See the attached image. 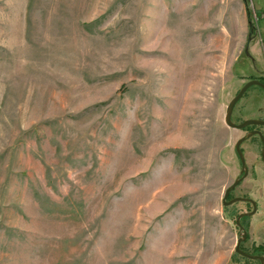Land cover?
<instances>
[{
	"label": "rangeland",
	"instance_id": "rangeland-1",
	"mask_svg": "<svg viewBox=\"0 0 264 264\" xmlns=\"http://www.w3.org/2000/svg\"><path fill=\"white\" fill-rule=\"evenodd\" d=\"M247 35L243 0H0V264H234ZM255 116L251 89L233 120ZM241 147L230 197L264 244L262 143Z\"/></svg>",
	"mask_w": 264,
	"mask_h": 264
},
{
	"label": "flooded vegetation",
	"instance_id": "flooded-vegetation-1",
	"mask_svg": "<svg viewBox=\"0 0 264 264\" xmlns=\"http://www.w3.org/2000/svg\"><path fill=\"white\" fill-rule=\"evenodd\" d=\"M243 3H244V9H245V14H246L247 23H248V35H247V41H246V43L244 45L242 54H243V57L248 60V62H249L248 64L252 67L253 70H255L257 72V74H250L248 76V78L245 79V81L241 84L239 89L236 91V94L240 91V89L247 82H249L251 80H257V81H259V82L264 84V58L262 59L263 62H260V59L259 58L257 59V57H255L249 51V46H250L251 42L253 41V39L256 36V34H258V30H257L258 29V17H257L256 14H254V10L256 8V5L254 4L253 0H243ZM262 44H263V49H264V38L262 40ZM249 65H247V66H249ZM251 89H257L259 92L264 93V88L262 86H260L258 84L251 85L244 92L242 97L236 102V104H235V106L233 108V112H232V115H231V118H232L233 122H234L233 119H236L235 110H236L237 104L240 102L241 99H243V97L246 95V93H248ZM248 119L264 120V118H262L261 116H257V117L255 116V117L239 119L238 123H236V122H234V123L240 124V123H243L245 120H248ZM262 127H264V124H250V125H247L246 127L242 128V129H246L247 130V134L251 133L253 131L259 130L264 136V132L261 130ZM236 129H238V128H236ZM253 136H257L260 139L261 143H262V149H261V154L260 155H261V159H262V162H263L262 151H263L264 143H263L261 137L258 134H253L249 138H251ZM249 138H247V139H249ZM246 140H244V141H246ZM243 142L241 143V146H242ZM241 149H242V147H241ZM242 151H243V149H242ZM238 157H239V155H238ZM240 162H241V160H240ZM241 168H242V165H241ZM248 171H249V168H248ZM243 180H241L237 186H239L243 182ZM237 186H235L230 191L228 197L226 198L227 201L231 200L234 197H237V196L230 197L231 192ZM242 197H247V198L253 199L252 197H249V196H242ZM253 200L256 202V211L254 213H252V214H249V215H243L240 218V223H241V225L243 227V230H241V228L237 224V219H238V217H239V215L241 213L239 215H237L236 220H235L236 226L238 227V230H239V235H238L237 242H236V245H235V248H234V252H233V255H232V257L235 259L234 260V264H264V244L257 243L256 239H252L251 234H250L249 229H248V225H247V219L251 218L252 216H254V214H256L257 210H258L257 201L255 199H253ZM238 202H244V203H247V204L251 205V210L250 211L242 212V213H250V212L253 211L254 207H253V204L251 202H248V201H238ZM238 202H235V203H238ZM235 203H233V204H235ZM233 204L224 205V206L225 207H229V206H231ZM243 233H245L244 236H243ZM237 248H239V251L237 250Z\"/></svg>",
	"mask_w": 264,
	"mask_h": 264
},
{
	"label": "water",
	"instance_id": "water-1",
	"mask_svg": "<svg viewBox=\"0 0 264 264\" xmlns=\"http://www.w3.org/2000/svg\"><path fill=\"white\" fill-rule=\"evenodd\" d=\"M253 84H258L260 86H262L264 88V84L257 81V80H251L249 82H247L241 89L240 91L231 99V101L229 102V104L227 105V109H226V115H225V122L227 125H229L230 127H233V128H238V129H242L244 127H246L247 125H250V124H264V120H258V119H248V120H245L243 123H240V124H236L232 121V118H231V115H232V112H233V108L236 104V102L242 97V95L244 94V92ZM253 134H258L263 143H264V136L263 134L259 131V130H256V131H253L251 133H248L246 136L240 138L237 143H236V151L239 155V158L241 160V165H242V168H241V176L238 177L234 183L232 185H230L226 191H225V195H224V199H223V204L224 205H230V204H233L235 202H238V201H248V202H251L253 204V211L250 212V213H241L237 219V224L239 225V227L241 228V230H243V227L240 223V218L243 216V215H249V214H252L256 211V202L251 199V198H247V197H242V196H237V197H234L232 198L231 200L227 201L226 198L228 197L230 191L239 184V182L241 180H243L244 178L247 177L249 171H248V166H247V163H246V159H245V156H244V153L241 149V143L246 140L247 138H249L250 136H252ZM262 158H263V162H264V147H263V151H262ZM245 233H243V236H244ZM237 250L239 251V248H237Z\"/></svg>",
	"mask_w": 264,
	"mask_h": 264
}]
</instances>
